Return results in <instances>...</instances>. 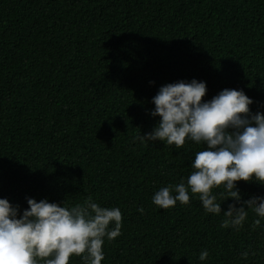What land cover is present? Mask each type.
I'll use <instances>...</instances> for the list:
<instances>
[{"label": "trees", "instance_id": "16d2710c", "mask_svg": "<svg viewBox=\"0 0 264 264\" xmlns=\"http://www.w3.org/2000/svg\"><path fill=\"white\" fill-rule=\"evenodd\" d=\"M193 78L203 100L243 90L264 113V0H0V198L20 212L26 198L118 207L101 264H264V218L246 210L238 230L222 227L264 184L236 182L240 202L214 187L218 215L191 193L166 210L151 201L204 145L133 137L158 122L160 86Z\"/></svg>", "mask_w": 264, "mask_h": 264}, {"label": "clouds", "instance_id": "9594fccd", "mask_svg": "<svg viewBox=\"0 0 264 264\" xmlns=\"http://www.w3.org/2000/svg\"><path fill=\"white\" fill-rule=\"evenodd\" d=\"M206 91V82L195 78L160 86L151 98L154 108L150 111L159 117L158 122L151 132L133 137L141 144L160 141L177 149L186 139L204 145L195 153L186 180L160 187L152 195L158 209L187 204L191 193L198 195L206 213L218 215L222 210L212 194L214 187L222 186L227 198L240 202L236 182L264 184V113L250 111L253 100L243 90L225 88L203 100ZM26 202L28 207L20 212L19 205L0 198V264H39L40 259L43 264H68L73 255L85 264H101L105 239L120 235L121 210L102 207L91 197L71 207L47 199L26 198ZM137 210L144 211L142 207ZM246 210L264 218V196H252L240 207L229 204L223 211L227 219L222 227L238 230ZM207 257L208 251L201 250L198 259Z\"/></svg>", "mask_w": 264, "mask_h": 264}]
</instances>
